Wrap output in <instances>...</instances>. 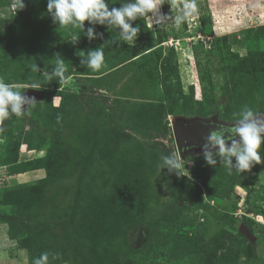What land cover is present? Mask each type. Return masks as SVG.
Listing matches in <instances>:
<instances>
[{"label": "rangeland", "instance_id": "rangeland-1", "mask_svg": "<svg viewBox=\"0 0 264 264\" xmlns=\"http://www.w3.org/2000/svg\"><path fill=\"white\" fill-rule=\"evenodd\" d=\"M184 2L164 0L160 23L130 21L140 30L125 42L117 26L59 27L47 0H0V78L42 91L0 120V264L43 252L49 264H264V144L242 173L218 149L215 165L196 151L182 157L186 175L159 170L178 153L173 119L264 115V0H199L177 28ZM150 47L140 68L122 63ZM96 48L93 70L81 60ZM57 54L71 87L54 74Z\"/></svg>", "mask_w": 264, "mask_h": 264}, {"label": "clouds", "instance_id": "clouds-1", "mask_svg": "<svg viewBox=\"0 0 264 264\" xmlns=\"http://www.w3.org/2000/svg\"><path fill=\"white\" fill-rule=\"evenodd\" d=\"M163 4L164 0H129V2L122 3L118 8H110L106 0H47V12L59 27L72 25L84 32L85 21H88L89 24L117 26L120 29L119 35L122 40L135 42L140 29L139 26L133 27L130 21L151 13L153 18L160 23L162 19L168 16L160 13ZM15 7L16 9H23L25 7L24 0H15ZM196 8V0H185L179 13L172 18L176 27L179 28L190 18ZM85 35L88 39H93L94 29L88 27ZM78 39V34L72 36L73 41ZM83 53L82 65L93 70L102 66L104 62L102 48ZM33 70L38 71L37 66ZM66 71L65 60L57 54L54 74L59 78L60 84L64 83L71 87V77L66 79ZM28 87L37 89L41 85L38 82H32ZM19 88L20 85L6 83L3 78H0V120L8 119L10 114L17 117L23 116L27 111L25 106L34 102V98L27 96L25 92H21ZM73 90L78 91V89ZM229 131L232 135L227 137L221 129H214L208 135L204 144V156L208 164L215 165L216 163L213 153L207 150L209 145L218 148L217 154L224 158V165L229 170L234 168L242 173L254 165L262 163L260 152L262 144H264V119L260 118L258 112L245 106L240 112V118L236 120V124ZM234 136H239V141L233 139ZM226 139L232 140L230 147H226ZM232 157H235V164L232 162ZM161 169H167L169 174L186 175L183 159L179 153L174 151L161 156L159 170L161 171ZM51 255L53 260L59 258L58 254ZM49 256V252H43L33 260V264H49Z\"/></svg>", "mask_w": 264, "mask_h": 264}, {"label": "water", "instance_id": "water-1", "mask_svg": "<svg viewBox=\"0 0 264 264\" xmlns=\"http://www.w3.org/2000/svg\"><path fill=\"white\" fill-rule=\"evenodd\" d=\"M42 91L39 89H29L27 96L36 98L41 95ZM264 119V115H260ZM236 122H226L219 120L217 117L209 119L204 118H176L171 122L172 132L175 139V146L181 157L185 158L186 154L191 152H204V144L210 132L214 129H221L225 132L226 137L232 135L230 129ZM233 139L239 141V136H234ZM232 140L226 139V147L231 146ZM217 147L209 145L208 151L217 150Z\"/></svg>", "mask_w": 264, "mask_h": 264}, {"label": "trees", "instance_id": "trees-1", "mask_svg": "<svg viewBox=\"0 0 264 264\" xmlns=\"http://www.w3.org/2000/svg\"><path fill=\"white\" fill-rule=\"evenodd\" d=\"M117 2V4H122V3H125V2H129V0H111L108 2V4H111L112 2ZM199 1V0H198ZM196 1V3L198 2ZM107 2V1H106ZM202 16H205V14H203ZM204 32V31H203ZM107 45H110L109 43H105ZM112 45V44H111ZM149 50V51H148ZM155 50H151V47L150 48H146L145 50H137V52L133 53L132 55H129L128 57H124L122 63H126V62H135L137 61L136 63H138V65H136L137 67L139 66H142L143 63L147 60V58L150 56V54H152ZM128 62V63H129ZM127 64V63H126ZM140 68V67H139ZM37 168H40V167H32L31 169H37ZM30 169V170H31ZM29 169H23V170H20L18 171L17 173H22V172H25ZM16 174V173H15ZM13 175V174H12Z\"/></svg>", "mask_w": 264, "mask_h": 264}]
</instances>
